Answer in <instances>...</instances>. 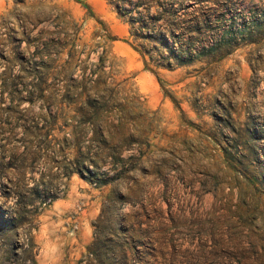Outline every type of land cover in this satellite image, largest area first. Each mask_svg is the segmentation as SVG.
Listing matches in <instances>:
<instances>
[{
    "label": "rangeland",
    "instance_id": "374dc122",
    "mask_svg": "<svg viewBox=\"0 0 264 264\" xmlns=\"http://www.w3.org/2000/svg\"><path fill=\"white\" fill-rule=\"evenodd\" d=\"M0 264H264V0H0Z\"/></svg>",
    "mask_w": 264,
    "mask_h": 264
},
{
    "label": "trees",
    "instance_id": "16d2710c",
    "mask_svg": "<svg viewBox=\"0 0 264 264\" xmlns=\"http://www.w3.org/2000/svg\"><path fill=\"white\" fill-rule=\"evenodd\" d=\"M136 5L137 7L140 5L138 4V2L133 3V6ZM165 11H169L171 12L170 15L175 14L174 11H171L169 9H163L161 11H159L157 14H150V13H142L140 10H137V15L136 16H131L129 15V23L131 24V29L134 30V24L138 23L139 27L136 30L139 31H143V29L145 31H143L139 37L146 39L150 42V44L152 42H155L157 44H159L163 50H167V53H159L160 58H163V61L158 62L157 65L159 66H165L168 68H172L174 66H180V65H184V64H190L195 57H197V49L194 48V45L185 43H179L177 44V36L178 33H176L173 28H169L167 23H165V25L163 26V28L161 29H157V22L162 19L164 17ZM118 14L121 15L122 11L121 9L118 8ZM126 12V11H124ZM123 12V13H124ZM169 22V21H166ZM170 23V22H169ZM165 29V30H163ZM132 30V31H133ZM130 32L131 35H138V32H135V30L133 32ZM167 31L169 32V35H171L172 37V42H170L169 39V35H167ZM143 49L146 51V53L149 52L148 49H146L144 46H142ZM154 49H157V47L155 45H153ZM193 49L196 52H193ZM219 49L218 47L215 48V50ZM143 51V50H142ZM143 54V57L144 54ZM149 55V54H148ZM149 60H153L152 56L149 55ZM146 62V61H145ZM46 63L42 64L43 66ZM48 66V65H46ZM43 93V86L41 84H36L34 85V87L30 90V94L32 95H36V96H45L42 95ZM82 94V91H72V88H69L67 90V97L65 96V100L67 103L68 108H71L72 104L74 102H76L75 100H77V98ZM48 98H50V95L47 96ZM63 101H58V103L63 102ZM99 101L97 100V102H95V105H98ZM85 105H82L81 107L78 108H74L73 110L76 111V113L81 114L82 116H84L85 112L87 111V108H89V110H91L92 112H95V108H97V106H94L93 104H91V102L88 99V95H86V99H85Z\"/></svg>",
    "mask_w": 264,
    "mask_h": 264
}]
</instances>
